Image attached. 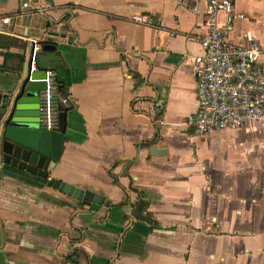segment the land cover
<instances>
[{"label":"crops","instance_id":"crops-1","mask_svg":"<svg viewBox=\"0 0 264 264\" xmlns=\"http://www.w3.org/2000/svg\"><path fill=\"white\" fill-rule=\"evenodd\" d=\"M206 12L205 0H0V94L16 92L43 33L67 27L56 72L70 106L61 142L47 140L48 177L110 203L0 163V264H264V120L204 137L186 125ZM233 16L229 42L264 46V0H233ZM38 86L18 120L48 133ZM139 202L152 224L134 217Z\"/></svg>","mask_w":264,"mask_h":264},{"label":"built area","instance_id":"built-area-1","mask_svg":"<svg viewBox=\"0 0 264 264\" xmlns=\"http://www.w3.org/2000/svg\"><path fill=\"white\" fill-rule=\"evenodd\" d=\"M206 33L199 40L202 53L194 58L197 85V112L186 125L200 137L222 130H241L249 123L264 120V46L255 40L232 44L227 35L233 16V0H205ZM27 9L29 4L23 3ZM226 20L219 26L218 18ZM137 21H142L137 18ZM8 24L9 19L0 21ZM37 46L29 72L38 70ZM39 96V127L47 132L59 128L60 108L70 106L56 71H47Z\"/></svg>","mask_w":264,"mask_h":264},{"label":"water","instance_id":"water-1","mask_svg":"<svg viewBox=\"0 0 264 264\" xmlns=\"http://www.w3.org/2000/svg\"><path fill=\"white\" fill-rule=\"evenodd\" d=\"M67 27H50L41 41H37L40 46L37 54L38 70L29 72L30 54L25 65L24 75L16 88V92L10 96L0 94V163L3 166H12L20 170L35 174L47 179L48 186L60 191L83 205H103L109 206V202L104 198L91 192H86L76 186L65 182L49 178L48 170L55 167V162L47 159V140L57 138L61 142L66 131L67 110L60 108L59 128L56 132L38 133L31 124L18 120L20 96L24 93L37 92L42 86L47 71H56L64 64L61 61V46L67 43ZM69 42V41H68ZM59 53V55H58ZM33 124V123H32ZM154 155L166 153L165 150L153 149ZM53 158L55 156L53 155ZM142 202H139L134 210V217L138 220L152 224V220L142 213Z\"/></svg>","mask_w":264,"mask_h":264},{"label":"trees","instance_id":"trees-1","mask_svg":"<svg viewBox=\"0 0 264 264\" xmlns=\"http://www.w3.org/2000/svg\"><path fill=\"white\" fill-rule=\"evenodd\" d=\"M62 89V88H61ZM157 225L155 224L153 227H156Z\"/></svg>","mask_w":264,"mask_h":264}]
</instances>
